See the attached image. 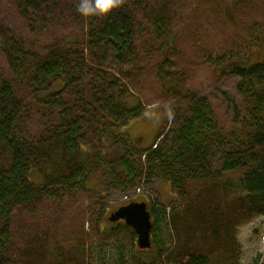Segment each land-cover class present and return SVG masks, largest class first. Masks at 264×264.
Listing matches in <instances>:
<instances>
[{
	"label": "trees",
	"instance_id": "16d2710c",
	"mask_svg": "<svg viewBox=\"0 0 264 264\" xmlns=\"http://www.w3.org/2000/svg\"><path fill=\"white\" fill-rule=\"evenodd\" d=\"M143 1L85 17L72 1L13 0L15 24L0 7V55L8 64L0 72V264H98L96 248L138 247L125 222L96 238L84 217L63 235L51 228L54 222L34 221L33 214L50 207L47 218L56 220L61 202L87 191L94 177L122 193L160 178L183 200L170 209L148 204L154 264H242L239 230L264 219V62L236 60L232 53L214 59L207 43L196 45L197 58L226 64L223 70L240 77L234 131L226 134L212 103L186 92L175 71L176 0ZM238 6L221 0L214 13L200 16L214 17L241 46L264 23V0H249L246 10ZM140 9L147 31L141 41ZM66 22L82 29V43L58 35ZM147 81L160 96L173 90L190 104L176 109L173 127L167 123L143 149L125 129L143 114L134 89ZM215 150L223 153L220 169L213 166ZM161 222L170 228L168 238Z\"/></svg>",
	"mask_w": 264,
	"mask_h": 264
},
{
	"label": "rangeland",
	"instance_id": "374dc122",
	"mask_svg": "<svg viewBox=\"0 0 264 264\" xmlns=\"http://www.w3.org/2000/svg\"><path fill=\"white\" fill-rule=\"evenodd\" d=\"M72 1L74 4L80 0ZM135 0H119V3H131ZM221 0H176L171 11L172 26L170 35L175 40L179 51L180 61L175 65L178 77L183 76L182 86L196 97L207 98L220 120L223 131L228 134L234 131L235 117L240 104V96L237 91V84L240 77L229 69L223 70L216 64L206 63L196 57V45L206 44L214 50L212 56L217 59L222 53H232L236 60H244L249 56L250 61L258 60L264 62V23L261 28L245 42L238 46L231 40V30L223 28L214 17L211 21L203 20L200 16L202 11L213 12ZM145 1L141 0V3ZM232 4L246 8L249 0H231ZM6 7L7 19L12 24L17 23L16 11L13 8V0H0V7ZM145 8H148L145 6ZM144 9L139 12V27L137 40L141 41L147 31L143 26ZM255 15H250L246 20L253 22ZM199 26V29H198ZM59 36L70 37L75 41L83 42L84 32L78 26L70 25L68 22L62 24ZM249 63V64H248ZM251 65L252 62H248ZM8 64L0 55V72L7 71ZM264 79V74L260 75ZM156 84L150 81L144 82L142 87L134 89L135 99L140 101L143 114L133 120L125 129L131 141L143 149L150 148L157 140L161 129L167 124V129L173 127L175 110L182 109L190 100L183 95L168 92L164 97L155 90ZM58 90L61 82L54 86ZM135 101V100H133ZM223 153L215 150L212 154V162L215 169H220ZM242 173H237L240 176ZM231 176V173H225ZM98 177H94L88 185L87 191H80L66 197L58 208L56 220L47 218L52 212L43 208V215L33 214L37 223H51V228L58 229L59 234H65L68 226L73 221L86 220V230L94 233L96 238L100 231H107L117 228L118 222H111L109 218L121 206L131 201H147L159 208L175 207L183 203L181 198L173 195L170 184L160 178H154L150 182L143 181L127 193L109 191L100 186ZM128 197V199H126ZM56 210L55 208H53ZM45 214V215H44ZM48 214V215H47ZM41 216V218H40ZM101 217L100 223L98 218ZM25 217V215H24ZM44 218V219H42ZM56 221V222H55ZM165 236L168 238L170 228L166 222H161ZM239 240L243 245L242 264H264V219L258 217L253 222L242 226L238 233ZM122 248L119 244L108 245L105 248H96L94 251L98 264H133L132 257H138L145 264H154L156 260L155 250L140 251L138 247L130 249V246ZM124 253V254H123ZM122 257V260L120 259Z\"/></svg>",
	"mask_w": 264,
	"mask_h": 264
},
{
	"label": "water",
	"instance_id": "95a60500",
	"mask_svg": "<svg viewBox=\"0 0 264 264\" xmlns=\"http://www.w3.org/2000/svg\"><path fill=\"white\" fill-rule=\"evenodd\" d=\"M111 222L121 220L132 227L137 234V246L140 250L152 248V217L145 202H132L120 207L109 218Z\"/></svg>",
	"mask_w": 264,
	"mask_h": 264
},
{
	"label": "clouds",
	"instance_id": "9594fccd",
	"mask_svg": "<svg viewBox=\"0 0 264 264\" xmlns=\"http://www.w3.org/2000/svg\"><path fill=\"white\" fill-rule=\"evenodd\" d=\"M119 0H80L77 10L85 17L107 16L118 7Z\"/></svg>",
	"mask_w": 264,
	"mask_h": 264
},
{
	"label": "built area",
	"instance_id": "2783aa9c",
	"mask_svg": "<svg viewBox=\"0 0 264 264\" xmlns=\"http://www.w3.org/2000/svg\"><path fill=\"white\" fill-rule=\"evenodd\" d=\"M127 198H128V197H127ZM127 198H126V199H127Z\"/></svg>",
	"mask_w": 264,
	"mask_h": 264
},
{
	"label": "bare ground",
	"instance_id": "6f19581e",
	"mask_svg": "<svg viewBox=\"0 0 264 264\" xmlns=\"http://www.w3.org/2000/svg\"><path fill=\"white\" fill-rule=\"evenodd\" d=\"M168 208V207H167Z\"/></svg>",
	"mask_w": 264,
	"mask_h": 264
}]
</instances>
